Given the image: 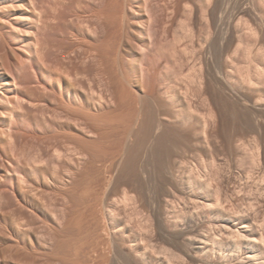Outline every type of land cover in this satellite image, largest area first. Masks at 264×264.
<instances>
[{"label":"rangeland","instance_id":"374dc122","mask_svg":"<svg viewBox=\"0 0 264 264\" xmlns=\"http://www.w3.org/2000/svg\"><path fill=\"white\" fill-rule=\"evenodd\" d=\"M36 1L44 16L43 26L41 25L44 29L41 27L43 31H40L42 32L40 37H43L42 47L46 53L42 51L43 57L39 58L42 60L35 58L37 60L33 61L26 56L28 51L24 47L25 39L17 38V34L21 33L20 30L27 23L21 17L22 10L15 1L0 3V61H3L2 57H8L6 79L10 78L9 75L13 76L10 72L14 62L25 64V67L28 65V68L24 67V73L18 81L20 88L18 95L16 92H7L8 88H5V84H0V98L7 102L13 101L17 96L22 102L17 108L19 116L12 121L16 144L2 147L3 143L0 142V264H15V262L16 264H127V262L128 264L149 262H151L149 264L153 262L175 264L178 256L183 258L178 260L179 264L184 263L181 261H185L184 264H243L245 257L250 253V255L254 254V251L257 255L260 252L258 259L262 257L264 259V245L260 246L262 250L254 249L253 240L250 238L252 234L244 230L240 220L242 219L240 217L248 213L252 207L247 203H255L257 207L253 205L255 208L252 207V212L259 211L255 213L258 217L253 214L263 225L260 227L261 224L256 222L259 226H257L258 230L261 229L259 231L264 233V194H260L264 191L263 186L261 189L256 186L264 183V169H262L264 167V75L261 77L257 75V67H264V0H238L236 7H244L245 11L242 13L237 11L235 18L231 16L234 15V3L237 0H183L176 12L170 0ZM141 3L148 5L145 10L140 9ZM186 3L193 7L192 14L191 8L190 12L189 9H184ZM217 4L228 7L226 20L229 25H225V31L216 30L212 22V12ZM157 13L161 15L157 17ZM217 16L219 18L220 14L218 13ZM143 18L159 21L158 26L155 24L152 28V35L159 33L156 37L153 36L154 46L157 48L153 47V53L156 55L157 51L165 48L161 51L167 52L165 56L168 54L167 58L162 55L165 57L162 59L159 54L160 62L156 55L155 62H158L159 66L155 64V67L160 74L157 72L151 77L150 74L147 75L149 66L145 65L148 63L145 61L147 60L145 54L141 51L143 43L138 38L139 26L142 25ZM181 21H185L186 26L196 33L197 39L194 44L188 38L185 39L186 32L182 29L184 27L181 28L184 23L181 24ZM233 21L249 23L254 31L256 30L253 34L245 35L246 44L239 43L238 37L233 36L231 30H228L229 27L232 29L231 26H234ZM165 24L170 25L169 29ZM179 32L184 33V36L182 33L183 37H180L184 38V41L178 39L181 36ZM176 34L179 35L178 38ZM175 37L183 42L178 43L176 40L178 43L176 44ZM158 40L161 44L157 42ZM247 45H250L249 57L244 51ZM184 48L190 52L195 51V55L193 53L189 57L193 56L192 64L185 62L187 55L183 53ZM174 50L179 56L177 58L185 59L186 66L184 65V70L181 71L187 75L190 68L196 67L195 74L199 78V81L195 78L196 85H191L189 81L194 74H190L192 77L187 76L189 81L181 77V72L178 75L183 78L182 81L184 80V83L181 82L183 87L188 86L195 91L189 92L192 97L189 95L188 98L190 97L192 101L188 99L187 105L181 108L182 111H187L188 108L189 112V107L193 104L195 106L191 108L194 109L197 117L192 118L188 123L173 117L178 110L173 109L168 101L169 105L164 109L165 116H161L154 109L153 99L150 96L148 99L154 109L150 117L141 101L145 97L144 90H146L145 94L155 92L157 96L161 94L159 97L165 98L162 94L165 83L163 77L169 76L167 79L172 81L175 78L174 72L177 71L178 74L180 70L176 65L177 54H173ZM148 54V58L152 55L155 58L151 51H148ZM260 54H263L262 57ZM136 65L138 68L135 67ZM142 66L147 68L142 69ZM179 66L181 68V64ZM44 67L46 69L43 70ZM245 67L251 69L249 70L253 82L246 80L244 71L248 68L243 70ZM53 76L57 82L54 89L50 87ZM57 78L61 80L58 81ZM68 81L72 82L73 86L70 87ZM67 86L72 92H77V89L80 94L87 91V94L83 93L81 97L83 100L86 97L87 100L91 96V100L90 98L89 101L87 100L90 103L93 94H95L94 100L100 94L97 98L100 97L101 103L98 101L100 99H96L93 104L88 103L86 110H89L87 113L90 114L88 130L81 128L82 122L77 118L70 121L66 119L64 104L67 103V92L64 90ZM148 86L150 87L147 88ZM102 96H105L107 101ZM103 102H107L106 106ZM89 105L91 107L93 105L96 110ZM77 106L79 107V104ZM73 107L76 108L74 105ZM1 111L0 107V128L4 119H7L1 115ZM188 112H185L187 116L190 113ZM93 116L96 118L92 121ZM69 141L73 143L70 146ZM58 148L61 152H57ZM9 149L11 151H8ZM180 160L189 163L184 164ZM217 164L220 166L219 169ZM13 165H17L18 169H14ZM184 166L195 167L190 168L192 171H189L190 169L188 171L193 173V170H196L193 174L199 173L197 176L200 175L203 180L206 178L210 180L213 190L222 187L225 195L228 196L229 200L225 199L223 202V213L221 212L220 215L222 219H219L227 222L234 229L233 231L237 232L239 229L250 236L246 239L250 240H245L244 246L233 255L232 252L230 254L228 252L231 242L225 240L226 237H222L225 239L221 245L214 243L212 245L211 242L209 255L207 254L209 258L204 260L198 258L202 252L198 247H202V244L193 240L196 234L188 231L187 223H184L187 222L190 214L187 215V210H182L188 203L185 200L187 178L183 173L188 171L186 168L182 169ZM214 172L215 176L218 173L219 179L217 176L213 177ZM219 180L221 185L218 183ZM241 180L243 185L240 184ZM258 180L262 182L259 184ZM235 189L238 190L239 195L235 193ZM259 189L262 191L260 192ZM198 193L202 192L198 191ZM253 196H256L255 199ZM215 198L216 195L211 199L215 200ZM167 200L170 201L169 206ZM240 206L242 209L239 208ZM203 211L201 220L199 219L201 227L207 226L211 217L210 210ZM175 216H180L181 221L172 218ZM190 238L194 243L190 242ZM140 244L141 246L144 244L142 246L144 249ZM149 251L153 253L150 254ZM19 253L25 257L26 262ZM145 253L149 260L144 263L141 254ZM18 256L24 261L20 262ZM105 259L107 262L104 261ZM174 259L176 260L173 261Z\"/></svg>","mask_w":264,"mask_h":264},{"label":"bare ground","instance_id":"6f19581e","mask_svg":"<svg viewBox=\"0 0 264 264\" xmlns=\"http://www.w3.org/2000/svg\"><path fill=\"white\" fill-rule=\"evenodd\" d=\"M13 1H15L16 2V5L18 6V7H20V9L22 10V14H21V17L25 20V21H27V23L24 25V28H19V30H20V32L21 33H18L17 34V38H19L20 40H22V38H24L25 39V41H26V45H24V47H25V49H26V51H28V53H26V56L28 57V59L29 60H34L35 58H40V56H41V54H43L42 53V51H43V47H42V45H43V43H42V39H43V37H40V36H42V32H40V31H43V30H41V27L43 26V12L39 9V7H38V3H37V1L36 0H0V3H2V2H13ZM136 1V0H135ZM143 1V0H142ZM161 1V0H160ZM171 2H172V4H173V6H174V9H175V12L181 7V5H182V3H183V0H170ZM200 1V0H199ZM140 2V1H139ZM149 2V1H148ZM144 4H145V2H143ZM143 3H141L140 5H141V10H145V7H147V6H145V5H142ZM155 3H157V2H155ZM239 3V1L237 0V1H235V10L234 9H232V10H234L235 12H234V15H232L231 17L232 18H235V16H236V14L237 13H242L243 11H245V8L244 7H239V8H237L236 7V5ZM149 4V3H148ZM153 4V3H152ZM156 5V4H155ZM154 6V5H153ZM167 6V5H166ZM159 7V6H158ZM190 4L189 3H186V5H185V8L184 9H186V10H188L189 9V11L188 12H190L191 10H192V12H191V14L193 13V7L191 8V10H190ZM151 9V8H150ZM150 9H149V11H150ZM154 9V8H153ZM158 9V8H157ZM167 10V9H166ZM228 10V7H225V6H223L222 4H217L216 6H215V8L213 9V12H212V22H213V25H214V28L216 29V30H218V29H225V25H229V23H227V21L228 20H226V15H227V11ZM169 11V10H168ZM238 11V12H237ZM139 12V11H138ZM144 12H147V11H144ZM150 12H152V11H150ZM156 12V11H155ZM237 12V13H236ZM140 13V12H139ZM159 13V12H158ZM157 13V14H158ZM220 14V16H219V18H218V16H217V14ZM45 14V13H44ZM150 14V13H149ZM156 14V15H157ZM144 15V14H143ZM159 15H161V14H158V16L157 17H159ZM134 16V15H133ZM152 16V15H151ZM174 16H175V14H174ZM140 17V16H139ZM146 17V16H145ZM153 17V16H152ZM156 17V18H157ZM230 17V18H231ZM124 18V17H123ZM137 18V17H136ZM229 18V19H230ZM142 19V18H141ZM144 19V18H143ZM146 19V18H145ZM145 19H144V21H142V25L141 26H139V35H138V38L140 39V41L143 43V50H142V47H141V51H142V53H144L145 54V56H146V59L147 60H145V61H147V63L148 64H146L145 63V65H148L149 67H148V74L147 75H149L150 77L151 76H154V75H156L157 74V70H158V68L156 69V67H155V64H156V66L158 65V62H155V59H156V57L158 56V61L160 60V59H162V58H167L168 57V54H166V56H165V53H167L165 50L162 52L161 50L162 49H165V48H162V49H160L159 51H157L158 53H156V55H155V53H153V47L154 48H156L154 45H155V43H154V39H153V36H154V33H153V35H152V28L155 26V24H156V26H158V24H159V21L158 20H153V18H147L146 20L147 21H145ZM149 19V20H148ZM157 19H159V18H157ZM170 20H171V18H170ZM173 20V19H172ZM45 21V20H44ZM125 21V20H124ZM124 21H123V24H124ZM161 21V20H160ZM231 21V20H230ZM229 21V22H230ZM141 22V21H140ZM182 22L184 23L183 24V26H181V28L182 27H186V30H184V28H182L183 29V31L184 32H186V37H185V39L186 38H188V40L192 43V44H194L195 43V40L197 39V35H196V33L194 32V30H191L190 29V27H188V26H186V24H185V21H181V24H182ZM46 23V22H45ZM136 23V22H135ZM165 23V22H164ZM168 23V22H167ZM166 23V24H167ZM232 23V22H231ZM233 25L234 26H231V28L232 29H229L228 28V30L230 31L231 30V34H233V36H235V37H238V39H239V43H241L242 45H244V44H246V41H247V39L245 38V35L246 34H253L255 31H254V28H252L251 27V25L249 24V23H244V24H242V23H240V22H235V21H233ZM133 24V23H132ZM165 24V27L167 28V26H168V29H169V26L170 25H166ZM42 25V26H41ZM46 25V24H45ZM125 25V24H124ZM154 25V26H153ZM161 25V24H160ZM121 26V25H120ZM122 27V26H121ZM125 27H127V26H125ZM188 27V28H187ZM43 28V27H42ZM46 28V27H45ZM192 28V27H191ZM44 29V28H43ZM135 29V28H134ZM126 30V29H125ZM157 30H159L158 28H157ZM156 29L154 30L155 32L157 31ZM222 30V31H223ZM227 30V29H226ZM45 31V30H44ZM124 31V30H123ZM137 31V30H136ZM168 31V30H167ZM176 31H178V30H176ZM180 31V30H179ZM182 31V30H181ZM225 31V30H224ZM163 32V31H162ZM166 32V31H165ZM165 32H164V34H165ZM218 32V31H217ZM220 32H221V30H220ZM44 33V32H43ZM180 33V32H179ZM183 33V32H182ZM182 33H180L179 35H181ZM157 34H159V33H156V35ZM163 34V33H162ZM161 34V35H162ZM228 34V33H227ZM156 35L154 36V37H156ZM178 34H176V37L178 38V36H179ZM230 35V34H229ZM23 36V37H22ZM136 36V35H135ZM166 36H167V34H166ZM183 36H184V33H183ZM182 35L181 36H179V38L178 39H182V38H180V37H183ZM176 37H175V42H176V40H177V42L178 43H180V41L181 42H183L184 40V38L182 39V40H178V39H176ZM226 37V36H225ZM42 38V39H41ZM157 38H158V36H157ZM115 39V38H114ZM163 39V38H162ZM223 39H224V37H223ZM234 39V38H233ZM232 39V40H233ZM237 39V40H238ZM231 40V41H232ZM97 41V40H96ZM156 41V40H155ZM163 41V40H162ZM223 41H225V40H223ZM123 42V41H122ZM157 42H159V40L157 41ZM175 42H174V44H175ZM176 42V44H178ZM109 43V42H108ZM135 43V42H134ZM160 43V42H159ZM221 43H223V42H221ZM92 44V43H91ZM111 44V43H110ZM161 44V43H160ZM175 44V45H176ZM236 44H238V43H236ZM46 46V45H45ZM92 46V45H91ZM122 46V45H121ZM135 46V45H134ZM159 46V45H158ZM97 48V47H96ZM109 48V47H108ZM194 48V47H193ZM157 49V48H156ZM185 49V48H184ZM183 49V50H184ZM236 49V48H235ZM240 49V48H239ZM121 50V49H120ZM131 50V49H130ZM140 50V49H139ZM182 50V51H183ZM194 50H195V48H194ZM193 50V52L191 51L190 52V50L188 51V49L186 48L184 51H183V53L185 52L186 53V55L188 56V58H187V56H186V60H185V62L186 63H191L192 64V60H194L193 59V56H192V58H189L195 51ZM197 50V49H196ZM73 51V50H72ZM117 51V50H116ZM143 51H145V52H143ZM148 51L150 52H152V54H154V56H155V58L154 57H149L148 58V56H149V54H148ZM155 51V50H154ZM175 51V50H174ZM173 51V52H174ZM244 51H245V54H246V56H248L249 57V55H250V45H247L246 47H245V49H244ZM44 53H46L45 51H43ZM70 52V51H69ZM86 52H88V51H86ZM91 52V51H90ZM129 52V51H128ZM127 52V53H128ZM160 52H162V53H160ZM173 52H171V53H173ZM197 52V51H196ZM139 53H141V52H139ZM164 53V54H163ZM188 53H190V55L188 54ZM236 52H234V54H235ZM5 54V53H4ZM8 54V53H7ZM63 54V53H62ZM92 54V53H91ZM103 54V53H102ZM159 54H161V56L159 55ZM173 54H177V52L175 51ZM238 54V53H237ZM252 54V53H251ZM1 55H3V54H1ZM95 55V54H94ZM118 55V54H117ZM120 55V54H119ZM131 55V54H130ZM129 55V56H130ZM143 55V54H142ZM150 55H151V53H150ZM162 55L163 56H165V57H162ZM174 55V56H175ZM194 55H195V53H194ZM261 55V54H260ZM263 55V54H262ZM262 55H261V57H262ZM89 56V55H88ZM140 56V55H139ZM139 56L137 57L138 59H139ZM159 56L161 57L160 59H159ZM174 56H172V57H174ZM177 56H178V54L176 55V58H177ZM231 56V55H230ZM245 56V57H246ZM264 56V55H263ZM41 57H43V56H41ZM179 57V56H178ZM196 57V56H195ZM194 57V58H195ZM45 58V57H44ZM70 58V57H69ZM90 58V57H89ZM115 58V57H114ZM121 58V57H120ZM136 58V57H135ZM140 58H142L141 56H140ZM175 58V57H174ZM175 58V59H176ZM264 58V57H263ZM2 59H3V61H0V84L1 83H4L5 85V88H8L7 90V92H20V88H19V79L21 78V74L22 73H24L23 71L25 70V68L28 66V65H26V67H25V64H19V62H14V66L12 67V72H10V73H12V75L13 76H11V75H9V79H6L7 77V75H8V70H7V67H9V66H7V61H8V57L7 56H4V57H2ZM15 59V58H14ZM93 59V58H92ZM113 59V58H112ZM119 59V58H118ZM122 59V58H121ZM145 58H143V60H144ZM156 59V60H157ZM179 59H181V58H177V62H176V65H177V67H179L178 68V70H179V72H178V74L176 73L177 71H175L174 73V77L175 78H173L174 80H172V81H169L167 78H169V76L167 77V78H164L163 77V80L165 81V83L163 84L164 85V89H162L163 90V93L162 94H164V96H165V98H163L162 96L161 97H159V96H157V93L155 94V92H146V94H145V91L146 90H144V96L145 97H143L142 98V96L140 97V98H142V103H143V105H145V107L147 108V114H148V116L150 117L151 115H152V113H154L153 111H154V109L158 112V113H160V115L161 116H165V113H164V109L166 108V106L167 105H169V104H167V101L171 104V106L173 107V109H175V110H178L177 112H175V116H173V117H175V119L176 120H179V121H182L183 123H188V122H190L191 120H192V118H195V117H197V114L195 113V111H194V109H192L191 108V106H194V104L193 105H191L190 107H189V109H190V113L188 112V108H186L187 109V111H182L181 110V108L183 107V105H187V103H188V101L189 100H191V99H189L190 97H192L190 94H189V92L191 93V92H195L194 90H192L190 87H188V86H186V87H183L182 86V83H184V80L182 81V79H181V77H185L186 79H188L187 81H189V78H187V76L188 77H192V76H190V74L192 75V74H194V76L192 77V78H190V81H189V83L191 84V85H196V79L195 78H198V76H197V74H195L196 73V67H195V69L194 68H192V69H194V70H192L191 68H190V72H188L187 73V75H185L184 74V71H181V70H184V67L186 66V64H184L185 62H184V60H182L181 59V63H179L178 61H179ZM229 59V58H228ZM253 59V58H252ZM35 60H37V59H35ZM39 60H42V59H39ZM47 60V59H46ZM45 60V61H46ZM94 60V59H93ZM143 60H141V61H143ZM17 61V60H16ZM72 61V60H71ZM116 61V60H115ZM137 61V60H136ZM139 61V60H138ZM140 61V62H141ZM162 61H164V60H162ZM162 61H161V63H162ZM27 62V61H26ZM30 62V61H29ZM28 62V63H29ZM43 62V61H42ZM160 62V61H159ZM166 62V61H165ZM27 63V64H28ZM32 63V62H31ZM94 63V62H93ZM118 63V62H117ZM143 63V62H142ZM167 63V62H166ZM177 63H179V65L181 64V68H180V66L177 64ZM258 63V62H257ZM101 64V63H100ZM100 64H99V66H100ZM115 64V63H114ZM133 64H134V62H133ZM140 64V63H139ZM144 64V63H143ZM142 64V65H143ZM193 64H194V62H193ZM248 64V63H247ZM251 64V63H250ZM46 65V64H45ZM121 65V64H120ZM141 65V64H140ZM144 65V66H145ZM185 65V66H184ZM259 65V64H258ZM12 66V65H11ZM98 66V67H99ZM144 66H142V69H145V68H147V67H144ZM159 66V65H158ZM25 67V68H24ZM101 67V66H100ZM135 67H137V65L135 66ZM144 67V68H143ZM183 67V68H182ZM233 67V66H232ZM249 67V66H248ZM248 67H245L243 70H245V69H247ZM28 68V67H27ZM117 68V67H116ZM138 68V67H137ZM9 69V68H8ZM44 69H46L45 67L43 68V70ZM67 69V68H66ZM98 69V68H97ZM100 69V68H99ZM101 69H103V67L101 68ZM107 69V68H106ZM233 69V68H232ZM250 68H248L247 70H245L244 72H245V78H246V80L247 81H249V82H253V76H252V74H251V69L249 70ZM257 69H258V71H257V75H259V77H261V76H263L264 75V67H262V66H258L257 67ZM118 70H120V69H118ZM139 70V69H138ZM164 70V69H163ZM177 70V69H176ZM10 71V70H9ZM78 71V70H77ZM98 71H100V70H98ZM134 71V70H133ZM140 71H141V69H140ZM143 71V70H142ZM26 72H28V71H26ZM64 72H66V71H64ZM63 72V73H64ZM124 72V71H123ZM126 72V71H125ZM145 72L147 73V70H145ZM181 72V73H180ZM182 72H183V74H182ZM194 72V73H193ZM120 73V72H119ZM140 73V72H139ZM159 74H160V72H158ZM182 75L181 77L180 76H178V75H180V74ZM55 74V73H54ZM109 74V73H108ZM126 74V73H125ZM143 74H144V72H143ZM177 74V75H176ZM64 75V74H63ZM71 75V74H70ZM69 75V76H70ZM84 75V74H83ZM118 75V74H117ZM122 75H124V73L122 74ZM127 75V74H126ZM134 75V74H133ZM140 75V74H139ZM144 75H146V74H144ZM176 75V76H175ZM184 75V76H183ZM26 76V75H25ZM52 76V75H51ZM56 76H57V74H56ZM100 76V75H99ZM103 76V75H102ZM159 76V75H158ZM164 76V75H163ZM58 77H59V75H58ZM71 77V76H70ZM107 77V76H106ZM135 77V76H134ZM156 77V76H155ZM51 78V77H50ZM54 78V76L52 77V79H51V81H50V87H52V89H54L55 88V83H57V82H55L56 80H54L53 79ZM62 78V77H61ZM61 78H57L58 79V81L59 80H61ZM68 78V77H67ZM79 78V77H78ZM77 78V79H78ZM85 78L86 79H89V78H87L86 76H85ZM97 78H98V75H97ZM100 78V77H99ZM102 78V77H101ZM125 78V77H124ZM184 78V79H185ZM41 79V78H40ZM81 79H84V78H81ZM134 79V78H133ZM136 79V78H135ZM64 80H66L67 81V79H64ZM71 81H73L72 79H70ZM69 80V81H70ZM85 80V79H84ZM108 80V79H107ZM130 80V79H129ZM128 80V81H129ZM243 80V79H242ZM45 81V80H44ZM63 81V80H62ZM62 81H60L61 82V84H62ZM68 81V82H69ZM89 81V80H88ZM100 81V80H99ZM143 81V80H142ZM145 81H146V79H145ZM197 81H199V78H198V80ZM74 82V81H73ZM92 82V81H91ZM124 82V81H123ZM133 82V81H132ZM182 82V83H181ZM65 83V82H64ZM70 83V87L71 86H73V84L71 85V83L72 82H69ZM68 83V84H69ZM105 83V82H104ZM140 83V82H139ZM138 83V84H139ZM143 83V82H142ZM145 83V82H144ZM92 84H94V83H92ZM102 84H103V82H102ZM158 84V83H157ZM160 84H162V83H160ZM251 84V83H250ZM257 84V83H256ZM58 86H59V84H57ZM91 85V84H90ZM101 85V84H100ZM144 85V84H143ZM143 85H141L142 86V88H143ZM65 86H66V84H65ZM94 86V85H93ZM102 86V85H101ZM105 86V85H104ZM103 86V87H104ZM201 86V85H200ZM21 87V86H20ZM49 87V88H50ZM60 87V86H59ZM63 87V86H62ZM69 86H67L66 88H65V90H64V92H67V96H66V98H67V103L65 102V104H64V106H65V113L67 114V118L66 119H68L67 121H70V120H72V119H76L77 118V120L78 121H81L82 123H80L81 125H82V127L81 128H83V130H88L89 129V126H88V123H89V120H90V114H88L87 112L89 111H86L87 110V108H88V103H90V102H87V100L89 101V98H90V100H91V96L90 95H92L91 93H89L88 95L90 96L87 100L84 98V100H86V102L82 99V97H81V94H83L84 92H82L81 94L78 92V89H77V92H72V89L70 88ZM150 86H148L147 88H149ZM155 87V86H154ZM75 88V87H74ZM78 88V87H77ZM107 88V87H106ZM146 88V89H147ZM61 89V88H60ZM94 89V88H93ZM154 89V88H153ZM158 89V88H157ZM74 90V89H73ZM83 90H84V88H83ZM129 90V89H128ZM49 91V90H48ZM54 91V90H53ZM85 91H86V89H85ZM92 91V90H91ZM21 92H22V89H21ZM87 92V91H86ZM85 92V93H86ZM94 92H95V90H94ZM93 92V93H94ZM110 92H111V90H110ZM62 93H63V91H62ZM84 93V94H85ZM102 93V92H101ZM87 94V93H86ZM17 95H18V93H17ZM64 95V94H63ZM66 95V94H65ZM95 94H93V99H92V101H91V103L92 102H95V100L96 99H100V97L99 98H97L99 95H98V93H97V97H96V99L94 100V98H95V96H94ZM190 95V97L188 98V96ZM151 96V99H153V103H154V109H153V106H152V104L149 102V97ZM195 96V95H194ZM63 97V96H62ZM103 97V96H102ZM104 99H105V96L103 97ZM20 98H18L17 96H16V98H14V100L13 101H7L6 102V100H4L3 98H0V107L2 108V111H1V115L4 117V118H7L6 120L4 119V122H3V124H2V128H0L1 130H0V132H1V135H2V137L0 138L1 140H0V142L1 143H3V144H1L2 145V147L4 146V145H7V144H9V145H13L14 143L16 144V137L14 136V128L15 127H13L14 125H13V120L15 119V117L17 118V116H19V114H18V109L17 108H19L18 106H20L19 104H21L22 102L19 100ZM57 99V98H56ZM61 99V98H60ZM189 99V100H188ZM21 100H22V98H21ZM106 100V99H105ZM136 100V99H135ZM61 101V100H60ZM99 101V103H101V99L100 100H98ZM107 101V100H106ZM192 101V100H191ZM90 103V104H91ZM105 103H107V102H105ZM104 102H103V105L105 104ZM140 103V102H139ZM138 103V104H139ZM192 103V102H191ZM79 104V107L77 106L76 107V105H78ZM93 104V103H92ZM95 104V103H94ZM190 104V103H189ZM73 105L76 107V108H74L73 107ZM103 105H102V107L101 108H103ZM90 107H91V105H89ZM97 106V105H96ZM98 106H99V104H98ZM101 106V105H100ZM104 106H106V104L104 105ZM129 106V105H128ZM189 106V105H188ZM92 107H94L93 105H92ZM91 107V108H92ZM195 107V106H194ZM193 107V108H194ZM97 108H99V107H97ZM94 109H95V107H94ZM134 109V108H133ZM96 110V109H95ZM100 110V109H99ZM101 110H103V109H101ZM142 110V109H141ZM130 111V110H129ZM196 111H197V108H196ZM141 112V111H140ZM185 112H188L189 113V115L187 116L186 115V113ZM115 113V112H114ZM142 113V112H141ZM201 113V112H200ZM199 113V114H200ZM164 114V115H163ZM168 115V114H167ZM174 115V114H173ZM92 116V115H91ZM95 116V115H94ZM91 117V118H93L92 119V121L94 120V118H96V117ZM133 116V115H132ZM130 117V116H129ZM170 117H172V116H170ZM172 117V118H173ZM19 118V117H18ZM106 118V117H105ZM115 118V117H114ZM142 118V117H141ZM99 119V118H98ZM107 119V118H106ZM137 119V118H136ZM169 119V118H168ZM100 120V119H99ZM15 121V120H14ZM66 121V120H65ZM66 121V122H67ZM75 121V120H74ZM114 121V120H113ZM151 121V120H150ZM173 121V120H172ZM73 122V121H72ZM15 123V122H14ZM91 123V122H90ZM111 123V122H110ZM138 123V122H137ZM73 124V123H72ZM71 124V125H72ZM76 124V123H75ZM114 124V123H113ZM134 124H135V122H134ZM141 124V123H140ZM194 124V123H193ZM16 125V124H15ZM18 125V124H17ZM69 125V124H68ZM97 125V124H96ZM105 125V124H104ZM67 126V125H66ZM126 126V125H125ZM189 126H191V128L193 127L192 125H189ZM188 126V127H189ZM17 127V126H16ZM72 127V126H71ZM112 127V126H111ZM68 128V127H67ZM70 128V127H69ZM104 128V127H103ZM152 128V127H151ZM55 129H57V128H55ZM190 129V128H189ZM58 130V129H57ZM24 131H26L25 129H24ZM34 131V130H33ZM48 131V130H47ZM82 131V130H81ZM93 131V130H92ZM132 131V130H131ZM23 132V131H22ZM49 132V131H48ZM85 132V131H84ZM25 133V132H24ZM34 133V132H33ZM63 133V132H62ZM89 133V132H88ZM205 133V132H204ZM22 134V133H21ZM29 134H31V133H29ZM47 134V133H46ZM55 134V133H54ZM66 134V133H65ZM70 134V133H69ZM43 135V134H42ZM41 135V136H42ZM17 136V135H16ZM108 136V135H107ZM15 137V138H14ZM73 137H74V135H73ZM77 137V136H76ZM56 138V137H55ZM101 138H102V136H101ZM156 138V137H155ZM64 140V139H63ZM62 140V141H63ZM78 141V140H77ZM6 142V143H5ZM5 143V144H4ZM69 143H70V141H69ZM81 143V142H80ZM84 143V142H83ZM151 143V142H150ZM73 143H70L69 144V146L70 145H72ZM78 144V143H77ZM153 144V143H152ZM58 145V144H57ZM246 146V145H245ZM10 147V146H9ZM8 147V148H9ZM74 147V146H73ZM75 147H77V146H75ZM182 147V146H181ZM186 147V146H185ZM191 147V146H190ZM247 147V146H246ZM6 148V147H5ZM15 148H16V145H15ZM3 149V148H2ZM10 149H11V147H10ZM8 150V151H11V150ZM184 150H186L185 148H183ZM183 149H181V150H183ZM189 149V148H188ZM14 150V149H13ZM170 150V149H169ZM176 150V149H175ZM259 150H260V148L258 149V152H259ZM6 151H7V148H6ZM15 151V150H14ZM57 152H61L60 151V149L58 148L57 149ZM186 152V151H185ZM258 152H256V153H258ZM86 153H88V152H86ZM182 153V152H181ZM260 153H261V151H260ZM259 153V154H260ZM8 154V153H7ZM6 154V155H7ZM186 154V153H185ZM184 154V155H185ZM188 154V153H187ZM249 154H250V152H249ZM254 154V153H253ZM262 154V153H261ZM260 154V155H261ZM256 156V155H255ZM9 157V156H8ZM181 157H183V156H181ZM180 157V158H181ZM264 157V156H263ZM14 158V157H13ZM16 158V157H15ZM184 158V157H183ZM183 158H182V161H183ZM261 158V157H260ZM12 159V158H11ZM259 159V158H258ZM262 159V158H261ZM4 160V159H3ZM181 161V160H180ZM181 161V163H184V162H182ZM255 161H256V159H255ZM259 161V160H258ZM262 161V160H261ZM11 162V161H10ZM179 162V161H178ZM177 162V163H178ZM188 161H186V163H187ZM191 162H193V161H191ZM190 162V163H191ZM260 162V161H259ZM263 162V161H262ZM14 163H17V162H14ZM20 163V162H19ZM180 163V162H179ZM186 163H184V164H186ZM189 163V162H188ZM4 165V164H3ZM12 165V164H11ZM189 165V164H188ZM211 165H213V164H211ZM215 165H216V163H215ZM218 165V164H217ZM14 166V165H13ZM17 165H15L14 167V169H18V167H16ZM33 166V165H32ZM178 166V165H177ZM196 166V165H195ZM219 166V165H218ZM218 166H216V167H218ZM260 166V165H259ZM262 166H263V163H262ZM186 167H188V166H186ZM185 166L182 168V169H185L186 168ZM212 167H214V166H212ZM8 168V167H7ZM12 168V167H11ZM10 168V169H11ZM22 168V167H21ZM26 168V167H25ZM190 168H192V167H190ZM190 168H186L187 169V171L190 169ZM195 168V167H194ZM194 168H192V169H194ZM220 168V166L218 167V169ZM262 168V167H261ZM9 169V168H8ZM13 169V170H14ZM29 169V168H28ZM178 169V168H177ZM207 169H209V168H207ZM218 169H216V170H218ZM262 169H264V167L262 168ZM26 170V169H25ZM214 170V169H213ZM221 170V169H220ZM6 171V170H5ZM189 171H192L191 169L189 170ZM184 172L183 171V173H185V178H187V183H185V185H187V187H186V193L187 194H185V195H187L186 197L187 198H185V200H186V202L188 201V203L186 204L185 203V201H183L186 205V208L185 207H183V209L182 210H187V215H188V213L190 214V215H188L189 216V218H188V220H187V222H184V223H187V229H188V231L190 230L191 232H194L196 235H195V237L193 238V240L194 241H197V242H199L200 244H202L201 246L202 247H198V248H200V249H202V252L200 253V256L198 257V258H201L202 260H204V259H207V258H209V257H207V254L209 255V250H210V244H211V242H212V245H213V243L214 244H219V245H221L222 244V242H223V239H225V238H223L222 239V237H226V239L225 240H227L228 239V241L229 242H231V244L229 245L230 246V251H228L229 252V254L232 252V255L239 249L240 250V248H242V246H244V244H245V240L248 238V237H250L249 235H247L246 233H244V232H242L241 230H239L238 229V231L237 232H235V231H233L234 229H232L228 224H227V222H222L220 219H222L221 217H220V215H221V212H222V206H223V202H225V199H228L229 200V198H228V196H226L225 195V192H224V190L222 189V187H218V188H216V189H212V185H211V183H210V180H207V178H206V180L204 179L203 180V178H201V177H199V176H197L198 174H193L196 170H193L194 172L192 173V172ZM203 171V170H202ZM199 172V171H198ZM28 173V172H27ZM204 173V172H203ZM207 173H209V172H207ZM213 173V172H212ZM211 173V174H212ZM220 173V172H219ZM4 175V174H3ZM29 175V174H28ZM217 175H218V173H217ZM216 175V176H217ZM5 176V175H4ZM27 176V175H26ZM34 176V175H33ZM215 176V172H214V176L213 177H216ZM223 176H224V174H223ZM227 176H228V174H227ZM25 177V176H24ZM211 177H212V175H211ZM264 177V176H263ZM38 178V177H37ZM46 178V177H45ZM217 178H218V176H217ZM219 178H220V176H219ZM218 178V179H219ZM222 178V177H221ZM226 179L227 177H223V179ZM241 178V177H240ZM259 178V177H258ZM260 178H262V177H260ZM43 179V178H42ZM182 179V178H181ZM228 179V178H227ZM231 179V178H230ZM233 179V178H232ZM263 179V178H262ZM8 180V179H7ZM26 180V179H25ZM45 180V179H44ZM212 180H214V179H212ZM220 180H222V179H220ZM220 180H219V182L218 183H220ZM2 181V180H1ZM4 181V180H3ZM209 181V182H208ZM223 182H224V180H222ZM235 181V180H234ZM238 181V180H237ZM242 181V183L240 182V184H242L243 185V180H241ZM8 182V181H7ZM45 182V181H44ZM213 182V181H212ZM214 182H216V179H215V181ZM213 182V183H214ZM228 182V181H227ZM231 182V181H230ZM258 183L260 182V180H258L257 181ZM262 182V181H261ZM260 182V183H261ZM263 182H264V180H263ZM4 183V182H3ZM39 183V182H38ZM48 183V182H47ZM57 183V182H56ZM217 183V184H218ZM248 183V182H247ZM253 183V182H252ZM259 183V184H260ZM50 184V183H49ZM49 184H47V185H49ZM183 184V183H182ZM216 184V183H215ZM223 184V183H222ZM245 184V183H244ZM249 184V183H248ZM253 184H255V183H253ZM257 184V183H256ZM262 184H264V183H262ZM256 185L258 188H262V186H263V191H264V185ZM23 185V184H22ZM51 185V184H50ZM93 185V184H92ZM219 185V184H218ZM217 185V186H218ZM220 185H221V183H220ZM249 185H251V184H249ZM40 186V185H39ZM86 186H88V185H86ZM213 186H215L214 184H213ZM232 186V185H231ZM237 186V185H236ZM91 187V186H90ZM226 187V186H225ZM238 187V186H237ZM248 187V186H247ZM255 187V186H254ZM253 187V188H254ZM32 188H33V186H32ZM39 188V187H38ZM239 188H241V186L239 187ZM252 188V189H253ZM89 189V188H88ZM237 189V188H236ZM236 189H235V191H236ZM242 189H244V188H242ZM241 189V190H242ZM259 189V191L261 192L262 190H260ZM90 190V189H89ZM250 190V189H249ZM254 190V189H253ZM256 190V189H255ZM258 190V189H257ZM198 191H200V192H204V194H202V193H198ZM228 191V190H227ZM243 191V190H242ZM259 191H257L258 192V194H259ZM35 192V191H34ZM230 192V191H229ZM251 192H253V191H251ZM251 192H249V193H251ZM255 192V191H254ZM256 192V193H257ZM86 193V192H85ZM177 193V192H176ZM228 193V192H227ZM235 193H238V190L235 192ZM242 193H245V192H242ZM241 193V194H242ZM181 194V193H180ZM240 193H238V195H239ZM251 194H253V193H251ZM260 194H264V192H262V193H260ZM85 195V194H84ZM128 195V194H127ZM173 195V194H172ZM176 195V194H175ZM215 195H216V198H215V200H213V199H211L212 197H215ZM87 196H88V194H87ZM180 196V195H179ZM233 196V195H232ZM231 196V197H232ZM237 196V195H236ZM247 196H248V194H247ZM82 197V196H81ZM244 197V196H243ZM243 197H241V198H243ZM246 197V196H245ZM249 197V196H248ZM251 197V196H250ZM256 197V196H255ZM255 197L253 196V198L255 199ZM263 197V196H262ZM90 198H91V196H90ZM252 198V197H251ZM260 198V197H259ZM264 198V197H263ZM83 199V198H82ZM122 199V198H121ZM169 199V198H168ZM172 199V198H171ZM171 199H170V201H171ZM246 199V198H245ZM166 200V199H165ZM246 200H250V199H246ZM169 200H167V202H168V206H169V202H170ZM177 201V200H176ZM232 201V200H231ZM250 201H252V200H250ZM256 201H257V198H256ZM175 203V202H174ZM173 203V204H174ZM183 203V204H184ZM253 203V202H252ZM247 203V204H249V205H252V207H254L255 208V203ZM87 205V204H86ZM253 205H255V206H253ZM170 206H171V204H170ZM176 206V205H175ZM243 206V205H242ZM242 206H240L239 208H241L242 209ZM247 206V205H246ZM132 207V206H131ZM252 207H250V209H251V212H250V209H249V211H248V213L246 212V214L243 216V217H240V218H242V219H240L241 220V224H242V226H243V228H244V230H246V232H250L252 235H251V239L253 240V243H254V249H256V250H260L261 248H260V246L262 245H264V233H261V231H259V230H261V229H259L258 230V228H257V226H258V224L256 223V222H258L257 220L258 219H255V217L257 216L255 213H258L259 211V209L258 210H255V211H258V212H252L253 210V208ZM257 207V206H256ZM172 208V207H171ZM174 208V207H173ZM177 208V207H176ZM180 208V207H179ZM182 208V207H181ZM247 209H248V207H247ZM166 210V209H165ZM170 210V209H169ZM177 210V209H176ZM180 210V209H179ZM203 210H210V212L209 213H211V217H210V223L207 225V226H204V227H201V225L199 224V219L201 220V214H203L204 213V211ZM244 210H245V208H244ZM137 211V210H136ZM201 211V212H200ZM241 211V210H240ZM186 212V211H185ZM184 212V214L186 215V213ZM179 213V212H178ZM181 213V212H180ZM183 213V212H182ZM208 213V214H209ZM223 213V212H222ZM241 213V212H240ZM256 215L255 217H254V214ZM136 214V213H135ZM175 214V213H174ZM239 214V213H238ZM210 215V214H209ZM242 215V214H241ZM136 216V215H135ZM171 216V215H170ZM223 216V215H222ZM168 217V216H167ZM258 217V216H257ZM256 217V218H257ZM172 218H176V219H178V220H180L181 221V217L180 216H175V217H172ZM220 218V219H219ZM133 219V218H132ZM185 219H187V218H185ZM172 220V219H171ZM174 220V219H173ZM203 220V219H202ZM238 220V219H237ZM175 222V221H174ZM259 223V222H258ZM177 224V223H176ZM175 224V225H176ZM180 224H181V222H180ZM183 224V223H182ZM261 224V225H260ZM178 225V224H177ZM185 225V224H184ZM259 225H260V227L261 226H263L262 225V223L260 222L259 223ZM127 226V225H126ZM154 226V225H153ZM175 227V226H174ZM173 227V228H174ZM259 227V226H258ZM133 228V227H132ZM147 228V227H146ZM153 228H155V226L153 227ZM257 228V229H256ZM134 229V228H133ZM143 229H145V228H143ZM155 231H156V229H155ZM151 233V232H150ZM249 234V233H248ZM135 235V234H134ZM146 234H144V236H145ZM148 235V234H147ZM155 235V234H154ZM185 235V234H184ZM142 236V235H141ZM149 236H151V234L149 235ZM153 236V235H152ZM188 236V235H187ZM191 236V235H190ZM87 237V236H86ZM135 237V236H134ZM146 237V236H145ZM156 238V237H155ZM192 238V237H191ZM190 238V242H193L194 243V241L192 240ZM140 240V239H139ZM155 240V239H154ZM192 240V241H191ZM250 240V239H249ZM249 240H246V241H249ZM156 241V240H155ZM227 241V242H228ZM225 242V241H224ZM84 243H85V241H84ZM83 243V244H84ZM87 243V242H86ZM192 243V244H193ZM80 244V243H79ZM157 244V243H156ZM144 245V244H143ZM142 245V246H143ZM158 245V244H157ZM162 245V244H161ZM160 245V246H161ZM218 245V246H219ZM84 246V245H83ZM140 246H141V244H140ZM141 246V247H142ZM148 246V245H147ZM200 246V245H199ZM228 246V245H227ZM226 246V247H227ZM77 247V246H76ZM79 247V246H78ZM146 247V246H145ZM159 247V246H158ZM140 248V247H139ZM143 248V247H142ZM152 248V247H151ZM214 249H215V247H213ZM264 248V247H263ZM78 249V248H77ZM79 249H80V247H79ZM144 249V248H143ZM147 249V248H146ZM155 249H157V250H159L158 248H155ZM217 249V248H216ZM154 250V249H153ZM157 250H156V252H157ZM162 250H163V247H162ZM162 250H160V251H162ZM262 250V249H261ZM80 251V250H79ZM159 251V253H162V252H160ZM263 251H264V249H263ZM78 252V251H77ZM118 252V251H117ZM150 252V251H149ZM241 252V251H240ZM262 252V251H261ZM30 253V252H29ZM79 253V252H78ZM137 253V252H136ZM153 252H150V254H152ZM158 253V254H159ZM166 253V252H165ZM257 252H255L254 251V254H252V255H248L247 257H245L246 258V260L244 261V263L243 264H264V259H263V257L261 258V259H263V260H261V259H258L259 258V253H258V255L256 254ZM20 254V253H19ZM23 254V253H22ZM35 254V253H34ZM77 254V253H76ZM149 254V253H148ZM157 254V253H156ZM170 254V253H169ZM213 254V253H212ZM263 254H264V252H263ZM262 254V255H263ZM21 255V254H20ZM31 255H33L32 253H31ZM162 255V254H161ZM163 255H165L164 253H163ZM168 255V254H167ZM175 255V254H174ZM173 255V257H175V256H178V255H175L174 256ZM197 255V254H196ZM22 256V255H21ZM25 256V255H24ZM77 256V255H76ZM170 256V255H169ZM169 256L167 257V258H169ZM171 256H172V254H171ZM170 256V257H171ZM212 256V255H211ZM228 256H230V255H228ZM236 256H238V255H236ZM3 257V256H2ZM16 257V256H15ZM14 257V259H17L18 258V260H20V262L22 261H24V259H25V257H23L24 259H22V257H17V258H15ZM79 257V256H78ZM137 257V256H136ZM140 257V256H139ZM141 257H143V261H144V263L145 262H147L149 259H147V253H145V254H141ZM152 257V256H151ZM181 257V256H180ZM196 257V256H195ZM258 257V258H257ZM12 258H13V256H12ZM106 258V257H105ZM110 258V257H109ZM163 258H164V256H163ZM162 258V259H163ZM177 258V260L176 259H174L173 261H175L176 260V263H180V261H178V260H182L183 258H179V256L178 257H176ZM179 258V259H178ZM197 258V257H196ZM7 259V258H6ZM6 259H5V261H6ZM10 259V258H9ZM129 259V258H128ZM132 259V258H131ZM165 259V258H164ZM4 260V259H3ZM17 260V261H18ZM29 260V259H28ZM121 260V259H120ZM133 260V259H132ZM152 260V259H151ZM172 260V259H171ZM30 261V260H29ZM104 261H106V259L104 260ZM110 261V260H109ZM119 261V260H118ZM129 261V260H128ZM141 261V260H140ZM153 261H154V259H153ZM161 261H163V260H161ZM168 261H169V259H168ZM167 261V262H168ZM172 261V262H173ZM24 262H26V259H25V261ZM28 262V261H27ZM33 262H36V261H33ZM107 262V261H106ZM123 262V261H122ZM131 262V261H130ZM181 262H184L185 263V261H181ZM243 262V261H242ZM129 262H127V264H128ZM149 263H151V262H149ZM148 263V264H149ZM154 263V262H153ZM152 263V264H153ZM175 263V264H176ZM178 263V264H179ZM183 263V264H184ZM207 263H208V261H207ZM15 264H16V262H15ZM27 264V263H26ZM34 264V263H33ZM104 264V263H103ZM110 264V263H109ZM114 264V263H113ZM133 264V263H132ZM136 264V263H135ZM155 264V263H154ZM162 264H165V263H163L162 262ZM170 264H173V263H170ZM189 264V263H188Z\"/></svg>","mask_w":264,"mask_h":264}]
</instances>
